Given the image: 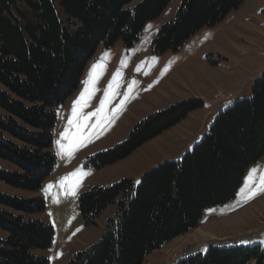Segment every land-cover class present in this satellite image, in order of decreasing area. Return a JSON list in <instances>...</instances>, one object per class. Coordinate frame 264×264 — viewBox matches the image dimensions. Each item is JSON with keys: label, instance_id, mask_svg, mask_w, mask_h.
<instances>
[{"label": "trees", "instance_id": "1", "mask_svg": "<svg viewBox=\"0 0 264 264\" xmlns=\"http://www.w3.org/2000/svg\"><path fill=\"white\" fill-rule=\"evenodd\" d=\"M171 0H0V181L38 191L53 172L56 109L78 89L98 47H132L144 25ZM245 0H182L151 43L155 55L177 51L193 34L221 22ZM185 100L138 122L128 138L95 153L85 166L100 170L203 107ZM264 157V70L249 99L219 112L209 132L178 159L164 161L136 181L122 179L81 193L85 225L117 202V220L95 246L66 264H144L146 257L197 228L213 208L234 200L245 172ZM139 181V183H137ZM45 211L41 197L0 193V264H49L35 252L52 245L54 230L26 219ZM174 264H264V244L207 245Z\"/></svg>", "mask_w": 264, "mask_h": 264}, {"label": "rangeland", "instance_id": "2", "mask_svg": "<svg viewBox=\"0 0 264 264\" xmlns=\"http://www.w3.org/2000/svg\"><path fill=\"white\" fill-rule=\"evenodd\" d=\"M181 2L171 0L160 16L148 21L132 47H124L121 41L108 48L98 47L84 69L78 89L56 109L52 145L56 164L38 191L17 189L0 181L1 194L44 200L45 211L24 217L53 228L52 245L35 252L49 264H66L95 246L107 231L108 221L117 220L119 199L102 212L94 225H85L77 205L81 193L122 179L136 181L169 161L167 158L181 156L187 142L198 134V143L209 132L219 112L251 97L253 83L264 70V13L257 18L249 15L248 20H238L233 25L236 14L231 12L215 26L190 36L177 51L153 54V39L161 26L173 20ZM93 65L97 67L93 69ZM185 100H201L204 104L127 158L100 170L85 166L87 157L124 142L133 127L150 114ZM0 168L18 171L1 160ZM252 169L256 171L245 183ZM261 176L264 157L248 167L234 200L213 208L197 228L148 255L144 264H173L219 242L247 239L241 241L246 246L263 245ZM246 204L251 205L244 208ZM207 229L215 238L196 240L197 232Z\"/></svg>", "mask_w": 264, "mask_h": 264}, {"label": "crops", "instance_id": "3", "mask_svg": "<svg viewBox=\"0 0 264 264\" xmlns=\"http://www.w3.org/2000/svg\"><path fill=\"white\" fill-rule=\"evenodd\" d=\"M254 2H255V4L253 5ZM250 7H252V8L250 9V14H248L247 11H248V9ZM234 11H235L236 15H235V17H234V19L232 21L233 25H235L236 22H238V20L239 21L243 20V22L245 20H248V18H250L249 15L253 16L254 18H257L258 16H262L263 13H264V0H245L244 3L237 10H234ZM234 11H232V12H234ZM230 14H231V12L226 17L231 16ZM263 27H264V24H263ZM197 136H198V134L196 135L194 140H192L191 142H187L184 145V148L180 151L181 155L184 152H186L191 147V145L196 143L195 141H196ZM176 157L174 156V157H171V158H167V160H176V159H178L180 157L179 154L176 155ZM249 205H251V204H248V205L246 204L243 207L245 208L246 206H249ZM237 245H245V243L241 242V243H239Z\"/></svg>", "mask_w": 264, "mask_h": 264}, {"label": "snow or ice", "instance_id": "4", "mask_svg": "<svg viewBox=\"0 0 264 264\" xmlns=\"http://www.w3.org/2000/svg\"><path fill=\"white\" fill-rule=\"evenodd\" d=\"M96 67H97V65H93V69H95ZM115 75L119 76V72H117ZM101 110H102V108H101ZM255 171H256V169L250 170L249 177H246L245 183H247L248 179L255 173ZM137 183H139V181H137ZM259 183H260V191H264V176H261ZM243 191H244V189L242 188L241 192H243Z\"/></svg>", "mask_w": 264, "mask_h": 264}, {"label": "bare ground", "instance_id": "5", "mask_svg": "<svg viewBox=\"0 0 264 264\" xmlns=\"http://www.w3.org/2000/svg\"><path fill=\"white\" fill-rule=\"evenodd\" d=\"M208 228H211L210 226H208ZM208 230V231H207ZM205 231H201L199 230V232H197L195 238L196 240H202V239H207L208 237L213 238L214 235L211 231H209V229H207ZM215 238V237H214ZM209 239V238H208Z\"/></svg>", "mask_w": 264, "mask_h": 264}, {"label": "built area", "instance_id": "6", "mask_svg": "<svg viewBox=\"0 0 264 264\" xmlns=\"http://www.w3.org/2000/svg\"><path fill=\"white\" fill-rule=\"evenodd\" d=\"M230 99H232L231 97L230 98H225L224 99V101H228V100H230ZM238 240H235V241H232V242H237Z\"/></svg>", "mask_w": 264, "mask_h": 264}, {"label": "water", "instance_id": "7", "mask_svg": "<svg viewBox=\"0 0 264 264\" xmlns=\"http://www.w3.org/2000/svg\"><path fill=\"white\" fill-rule=\"evenodd\" d=\"M174 264V263H173Z\"/></svg>", "mask_w": 264, "mask_h": 264}]
</instances>
